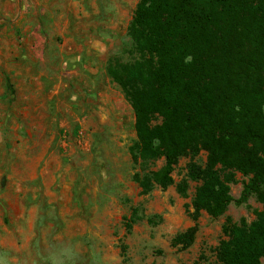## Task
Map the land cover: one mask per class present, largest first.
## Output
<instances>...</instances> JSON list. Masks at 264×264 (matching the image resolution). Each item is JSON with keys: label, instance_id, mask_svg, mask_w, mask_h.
Segmentation results:
<instances>
[{"label": "rangeland", "instance_id": "374dc122", "mask_svg": "<svg viewBox=\"0 0 264 264\" xmlns=\"http://www.w3.org/2000/svg\"><path fill=\"white\" fill-rule=\"evenodd\" d=\"M138 1L0 0V264H215L227 220L250 224L261 210L254 195L238 203L249 178L236 173L226 211L192 217L187 167L204 152L142 193L135 175L163 159L133 162L134 114L107 73L138 59ZM190 228L188 245L174 242Z\"/></svg>", "mask_w": 264, "mask_h": 264}, {"label": "trees", "instance_id": "16d2710c", "mask_svg": "<svg viewBox=\"0 0 264 264\" xmlns=\"http://www.w3.org/2000/svg\"><path fill=\"white\" fill-rule=\"evenodd\" d=\"M128 35L138 59L107 73L134 114L133 162L147 169L163 159L158 170L135 175L142 193L171 186L179 158L204 152V165L187 167L198 183L192 217H217L233 200L235 174L248 177L238 203L254 195L261 210L250 224L227 220L215 264H262L264 0H139ZM193 233L174 242L186 246Z\"/></svg>", "mask_w": 264, "mask_h": 264}, {"label": "crops", "instance_id": "0c3cea01", "mask_svg": "<svg viewBox=\"0 0 264 264\" xmlns=\"http://www.w3.org/2000/svg\"><path fill=\"white\" fill-rule=\"evenodd\" d=\"M30 6H31L30 9H31L32 11H35V12L37 11L36 6H35L34 4H31ZM19 8H20V7H19ZM19 8H18V9H19ZM82 10H83V9L81 8V10L77 11V13H83ZM41 13H42L43 15H45V4L42 6ZM8 21H9V20H8ZM83 40H85V39H83ZM88 41H89L90 46H91V49H92L93 51H98V50H99L98 45H101V42L97 41V39H96L95 37H90V38L88 39ZM71 59L74 60V56H73ZM83 67H86V65H83ZM87 115H88V114H87Z\"/></svg>", "mask_w": 264, "mask_h": 264}]
</instances>
